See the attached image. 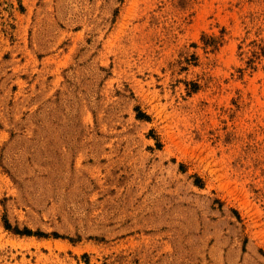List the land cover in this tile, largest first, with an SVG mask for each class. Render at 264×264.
Returning a JSON list of instances; mask_svg holds the SVG:
<instances>
[{
    "label": "rangeland",
    "instance_id": "obj_1",
    "mask_svg": "<svg viewBox=\"0 0 264 264\" xmlns=\"http://www.w3.org/2000/svg\"><path fill=\"white\" fill-rule=\"evenodd\" d=\"M0 264H264V0H0Z\"/></svg>",
    "mask_w": 264,
    "mask_h": 264
},
{
    "label": "trees",
    "instance_id": "obj_2",
    "mask_svg": "<svg viewBox=\"0 0 264 264\" xmlns=\"http://www.w3.org/2000/svg\"><path fill=\"white\" fill-rule=\"evenodd\" d=\"M28 234L30 233V232H27Z\"/></svg>",
    "mask_w": 264,
    "mask_h": 264
}]
</instances>
